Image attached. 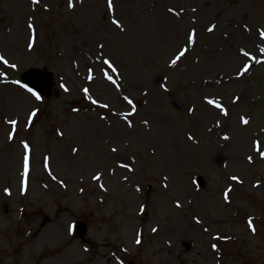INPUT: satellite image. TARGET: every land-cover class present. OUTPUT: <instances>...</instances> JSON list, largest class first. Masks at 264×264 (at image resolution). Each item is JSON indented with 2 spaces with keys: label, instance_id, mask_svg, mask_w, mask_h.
I'll use <instances>...</instances> for the list:
<instances>
[{
  "label": "rangeland",
  "instance_id": "rangeland-1",
  "mask_svg": "<svg viewBox=\"0 0 264 264\" xmlns=\"http://www.w3.org/2000/svg\"><path fill=\"white\" fill-rule=\"evenodd\" d=\"M68 2L0 0V264H264V0Z\"/></svg>",
  "mask_w": 264,
  "mask_h": 264
},
{
  "label": "snow or ice",
  "instance_id": "snow-or-ice-1",
  "mask_svg": "<svg viewBox=\"0 0 264 264\" xmlns=\"http://www.w3.org/2000/svg\"><path fill=\"white\" fill-rule=\"evenodd\" d=\"M31 2L32 3H37V0H31ZM72 6H73L72 5V0H69L68 7L71 8ZM108 11L109 12H112L113 11L112 0H108ZM169 11H171V9H169ZM112 24L115 25L117 28H120L121 27L120 24L115 19L112 20ZM208 30L211 31L212 29L209 28ZM260 36H261L262 39H264V31L260 32ZM192 39H193L192 34L189 33V35H188V42L190 44L192 42ZM184 53H185V50L184 49H181L180 52H179V54L174 59H172L171 65H175L177 63V61L184 55ZM242 55L247 56L248 54L246 52H243ZM248 58L251 59L250 56ZM257 62L259 63V61H257ZM0 63H6V61H4L2 58H0ZM104 63L107 64L109 67H112L108 60H105ZM247 69H248V65L245 64L244 67L240 71L241 72H244ZM113 71H115V69H113ZM89 78H91V77H89ZM105 78L111 80V78L108 77L107 75H106ZM26 91L31 92V89H26ZM82 91H84V93H85V98L88 99L89 98L88 97V90L87 89H83ZM31 95L34 96L37 100L40 99V97L37 96L35 92H31ZM127 102L129 104L132 103L130 100H128ZM91 103L96 104L97 102L95 100H91ZM205 103L208 104V105H210V106H213V107H216V108H220L221 113L222 114L224 113V109L217 102H215L214 100H212V99H206L205 100ZM101 107H106V105H101ZM188 111L191 112L192 109L189 108ZM129 115H131V113H129ZM33 116H35V112H32V113L29 114V116H28L29 121H31V119H32ZM101 119H103V117H101ZM10 123L11 124H15L16 121L13 120V121H10ZM241 123L246 124L247 121L242 117L241 118ZM11 138H12V136H11V133H10L9 134V139H11ZM189 139H192V137H189ZM223 139H228V137H223ZM24 148H25V156H24V162H23V172L21 173L22 176L25 175L28 172V155H27L28 146L25 144L24 145ZM73 151H75V149ZM112 151H115V149H113ZM261 156L264 157V153H261ZM123 166L124 165H121V167H123ZM93 178L96 179L97 177H93ZM232 179L235 180L236 178L235 177H232ZM21 191L23 192V187L21 188ZM5 194L6 195L8 194V190L7 189H5ZM249 227L250 228L252 227L251 224H249ZM153 231H155V229H153ZM136 243L138 244V243H140V241L137 239Z\"/></svg>",
  "mask_w": 264,
  "mask_h": 264
},
{
  "label": "water",
  "instance_id": "water-1",
  "mask_svg": "<svg viewBox=\"0 0 264 264\" xmlns=\"http://www.w3.org/2000/svg\"><path fill=\"white\" fill-rule=\"evenodd\" d=\"M23 81L40 92L48 91L49 83L46 74H43L38 69H32L24 75Z\"/></svg>",
  "mask_w": 264,
  "mask_h": 264
}]
</instances>
